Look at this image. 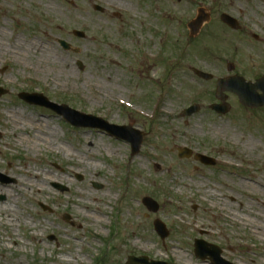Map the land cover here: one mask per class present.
Segmentation results:
<instances>
[{
  "label": "rangeland",
  "instance_id": "obj_1",
  "mask_svg": "<svg viewBox=\"0 0 264 264\" xmlns=\"http://www.w3.org/2000/svg\"><path fill=\"white\" fill-rule=\"evenodd\" d=\"M201 6L211 20L191 37L187 23ZM223 12L242 34L221 22ZM235 73L264 75V0H0V85L8 90L0 97V171L13 180L0 182V264H125L129 256L212 264L195 255V238L219 245L235 264H264V108H245L231 93L227 114L210 107L217 79ZM24 91L114 124L132 120L146 133L141 150L132 155L124 139L28 104L18 97ZM193 103L201 109L182 115ZM10 115L26 127L14 128ZM36 123L55 128L52 145L34 148ZM183 147L217 162L180 158ZM28 168L71 181L50 185L64 201L20 189ZM72 192L91 196L70 200ZM146 196L157 212L143 204ZM156 219L169 230L164 240Z\"/></svg>",
  "mask_w": 264,
  "mask_h": 264
},
{
  "label": "water",
  "instance_id": "obj_2",
  "mask_svg": "<svg viewBox=\"0 0 264 264\" xmlns=\"http://www.w3.org/2000/svg\"><path fill=\"white\" fill-rule=\"evenodd\" d=\"M96 9L100 11L103 10L99 6H96ZM209 20H210L209 11H207L205 8H199L197 17L188 23V27L190 28V35L196 36L200 32L203 25ZM221 20L233 28L237 29L238 27L237 20L226 13H223L221 15ZM73 34L81 38H84L86 36L85 33L80 30H74ZM59 43L65 50L71 49V45L66 40L60 39ZM74 51L79 52V49H75ZM77 64L81 69L83 68V63L81 61H78ZM228 68L230 70H233V65L229 64ZM195 72L204 79L212 78L211 74L199 70H195ZM227 91L235 93L239 97V102L246 107H251V108L264 107V76L256 80L255 82L246 81L243 77L237 75L226 78H220L217 81V90H216L217 98L222 101H225L226 100L225 93ZM6 93L7 91L2 87H0V96ZM19 97L30 104L45 106L56 111L59 115L65 117L68 122H70L75 126L101 128L109 132V134L116 136L117 138H123L131 142L132 155L137 154L140 150L141 144L145 136V132H141L138 131L137 129H133L132 127L133 122H131L130 125L127 126L110 124L102 117L80 112L78 110L69 107L66 104L55 103L49 100L42 93L21 92L19 94ZM211 107L219 113H227L230 110V105L224 102L222 104H213ZM199 109L200 106L198 104H193L190 107L183 110V114L190 116L193 113L197 112ZM190 155H191V150L187 148L179 149L180 157L182 158L190 157ZM198 159H200L205 164L214 163V160L212 158L204 155H198ZM0 181L4 183H8L13 180L0 172ZM56 186L64 189L60 185L56 184ZM98 187H100L99 184ZM1 199H3V197H1ZM143 202L150 211L156 212L159 210V204L152 198L145 197L143 199ZM66 219L68 220L69 217L66 216ZM154 224L156 231L161 235L162 239H165L169 234L165 224L160 220H156ZM51 239H53V236H51ZM195 252L196 255L202 259H205L208 256H210V259L213 261L214 264H233L225 260L221 256L222 250L218 246L207 243L201 239L196 240ZM126 264H167V263L161 261L148 262L147 257L131 256L128 258Z\"/></svg>",
  "mask_w": 264,
  "mask_h": 264
},
{
  "label": "bare ground",
  "instance_id": "obj_3",
  "mask_svg": "<svg viewBox=\"0 0 264 264\" xmlns=\"http://www.w3.org/2000/svg\"><path fill=\"white\" fill-rule=\"evenodd\" d=\"M9 117H10V120L14 128H21V127L25 128L26 127L25 125H22L20 122L19 123L17 122L19 118L15 117V115L14 116L10 115ZM29 126H30V129L34 131V142H33L34 148L39 149L40 146H42L43 148L48 147V144L52 145L53 142L56 141L55 137L57 136V131L55 130V128H49L46 124H39V123H36L33 126L32 125H29ZM54 148L57 150L68 151V153L70 154L73 153L72 150L69 149V147L67 146L64 147L60 143H57ZM105 149L107 150L109 154H113L117 151L115 149H111L110 147H105ZM85 151L87 152V150ZM77 164L81 169L84 168V165L88 167L85 164V162L81 160L80 157L77 159ZM96 166L97 165H95V167ZM25 175L27 177L26 179L17 180V184L20 189H23V188H26L29 190L34 189L40 197L42 196L53 197V198H56L57 201L60 203L64 201L63 198L61 197V194L58 195V197H54V194H56V192L50 187V185L53 184V182L55 181H60L64 183L67 182L69 185L71 181L66 179L64 176H59V175H56L55 173L53 174L52 172L47 171V170H43V171L41 169L31 170L29 168L26 170ZM72 194H73V198L70 200H76V197H79V196H82V198L83 197L89 198L91 196L90 193H86V192H72ZM81 205L84 206L86 209H89L91 212H96L97 210L96 208L89 205V203L85 201ZM100 213H103V212L100 210ZM91 218L93 219V221L97 220V218H95L94 216H92ZM166 251H167V248H165V250L152 251V252L154 256L158 258V257H162L166 255ZM17 264H22V261H19Z\"/></svg>",
  "mask_w": 264,
  "mask_h": 264
},
{
  "label": "flooded vegetation",
  "instance_id": "obj_4",
  "mask_svg": "<svg viewBox=\"0 0 264 264\" xmlns=\"http://www.w3.org/2000/svg\"><path fill=\"white\" fill-rule=\"evenodd\" d=\"M240 26H239V29L237 30V32L239 33V34H242V32L244 31V29H243V26H241V24H239ZM194 158V157H193ZM194 160L195 161H197L195 158H194Z\"/></svg>",
  "mask_w": 264,
  "mask_h": 264
}]
</instances>
